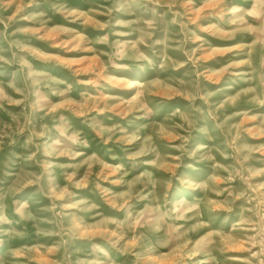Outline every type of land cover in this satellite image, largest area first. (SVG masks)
<instances>
[{
  "label": "rangeland",
  "instance_id": "obj_1",
  "mask_svg": "<svg viewBox=\"0 0 264 264\" xmlns=\"http://www.w3.org/2000/svg\"><path fill=\"white\" fill-rule=\"evenodd\" d=\"M0 264H264V0H0Z\"/></svg>",
  "mask_w": 264,
  "mask_h": 264
}]
</instances>
